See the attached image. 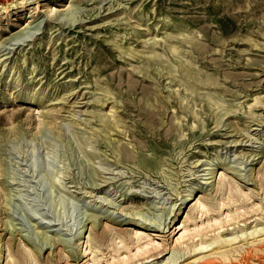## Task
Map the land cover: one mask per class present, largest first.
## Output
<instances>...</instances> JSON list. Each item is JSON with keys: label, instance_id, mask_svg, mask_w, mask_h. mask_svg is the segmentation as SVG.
Instances as JSON below:
<instances>
[{"label": "rangeland", "instance_id": "374dc122", "mask_svg": "<svg viewBox=\"0 0 264 264\" xmlns=\"http://www.w3.org/2000/svg\"><path fill=\"white\" fill-rule=\"evenodd\" d=\"M69 1L0 0V54L7 56L2 62L0 55V103L19 100L17 89L34 94L40 88L47 96L38 110L23 100L14 109L0 107V181L9 189L0 199L1 220L34 241L40 264H87L90 255L78 249L90 214L123 231L136 227L126 207H138L146 220L141 234L161 243L150 252L164 249L145 264H165L179 234L173 223L183 219V200L194 188L226 202L188 220L189 227L202 226L195 239L234 233L239 237L232 247H248L244 230L264 226V181H258L264 177V0H74L76 7L64 10L79 17L72 24L71 13L48 15L43 6ZM36 4L42 10L31 17ZM187 37L194 38L184 42ZM171 46L186 50L180 57L189 55L188 69L170 62ZM149 57L152 62H144ZM159 61L174 68L158 72ZM186 74L194 94L179 82ZM182 97L183 104L195 101L191 109L179 105ZM191 110L199 111L195 119ZM114 145L132 154L117 159ZM218 163L231 167L224 170L226 178L242 190L233 203L226 189L216 190L219 170L210 172ZM169 211V217L175 214L168 231L151 226ZM39 231L68 241L73 253L53 257L52 247L36 244ZM145 256L114 264H142ZM106 258L108 253L103 264Z\"/></svg>", "mask_w": 264, "mask_h": 264}, {"label": "bare ground", "instance_id": "6f19581e", "mask_svg": "<svg viewBox=\"0 0 264 264\" xmlns=\"http://www.w3.org/2000/svg\"><path fill=\"white\" fill-rule=\"evenodd\" d=\"M93 1H96V0H93ZM77 4L78 3L74 2V0H70L68 4L62 3L61 7H57L55 5L53 6V5H50L48 3L47 4L43 3V6L45 5V7H46L45 12L48 15H52V14L57 13V12L59 14L65 12L64 14H66V15L71 13L72 14L71 18L72 19H71L70 23L72 24L77 19H79V17H77V18L75 17V16H77V14L74 13L75 12L74 10H68V11H64V10L68 6H70L72 8L76 7ZM3 8L5 9L6 19H9V9H7L8 6L3 4ZM40 10H42L41 9V5L40 4H36L33 8L30 9L29 16L32 17V16L36 15V13L38 11H40ZM123 12H125V11H123ZM136 12H138V11H136ZM136 12H134V13H136ZM151 12H153V11H151ZM135 15H133V16L135 17ZM149 15H151V14H149ZM152 16H154L153 13H152ZM0 17H1V15H0ZM137 17H138V15H137ZM146 17H148V16L146 15ZM129 19H131V18L129 17ZM138 19H141V18L138 17ZM136 20H137V18H136ZM175 21L172 20V22H175ZM119 24H121V23H119ZM37 26H38V23H37V25L35 24V27H37ZM180 26H182V25L180 24ZM177 27H178V25H177ZM28 29H30L29 28V23L23 29V32H25V31L27 32ZM180 29H181V27H180ZM171 32H172V30H171ZM114 33H115V31H114ZM139 33H140V31H139ZM173 33H175V32H173ZM126 34H127V32H126ZM189 35L190 34H188V36ZM193 38L194 37H187V38H184L183 41L190 43V40H192ZM144 39H145V37H144ZM166 40H168V39H166ZM170 41H171V39H170ZM47 42H49V41H47ZM191 50H192V48H191ZM63 51H65V50H63ZM125 52H132L134 54H138V52L136 50L132 49V48H126ZM168 52H169L168 59L170 60L171 63H176L177 67L182 65L183 68H187L188 69V62H186V60L190 59L189 55H187L188 58L186 60H182L181 57H180V56H185L187 54L185 49L182 51V53H179L177 47L171 46V50H169ZM0 55L3 56V53L0 54ZM174 58H178V59H174ZM6 59H7V56H5V57L3 56V58H1L2 62L5 61ZM195 60H196V58H195ZM94 61H95V59H94ZM144 62L151 63L152 62L151 57L146 58ZM23 64H24V62H23ZM157 64H158V66H157L156 71H158V72L161 69H166L167 71L170 72L171 68H174V67H170L169 63L167 61L166 62L165 61H159ZM143 66H144V64H143ZM99 67H100V65H99ZM35 68L36 67L33 65L32 68H31V72H34ZM103 71H105V70H103ZM36 74H38V73H36ZM188 74H189V72H188ZM92 76H93V74H92ZM185 79H183V78L179 79V82L185 86V89L189 90L190 92H192L194 94L195 90L191 86L190 82L187 80V79H190L189 75L186 74L185 75ZM196 79H198L197 81H199V83H204V84L206 83L205 80H201V78H199V77H197ZM65 82H67V81H65ZM11 87H14V86H11ZM5 89L7 91L11 90V88H9L8 85H5ZM24 89L23 90L17 89V92L15 94L14 99H16L17 96H18L20 98L19 100L27 101L26 103L32 102L33 104H31V105L36 106L35 109H37V110L40 107H42V103L44 101V100H42V97L45 94V93L43 94V91H41L42 89H40V88L37 89V90L35 89L36 91H35L34 94L28 93V91L30 89L27 90V91H26V89L25 90ZM205 90H206V88H205ZM66 91H67V89H66ZM53 92H54V90H53ZM60 92H62V91H60ZM44 97H45V95H44ZM214 98L215 97H211L210 96V99H214ZM19 100H14V101H12V103H8L6 100H2L1 103H0V107L2 108V107L5 106V107H9L10 109H14V106L16 105L15 103H18ZM183 100H184V97H182L180 99L179 105L182 108H185V109H191L190 105H193V103L195 102L194 100H190V101H187V102H185L183 104ZM208 101H210V100H208ZM206 106L208 108L212 107L211 103H206ZM50 108L53 109V107H50ZM192 109H194V108H192ZM191 113L193 115V119H195V117H197L199 115V111L197 112L195 110H191ZM72 115H75V114H72ZM53 120H54V118L51 117L50 120H49V123H52ZM248 120H249V118H248ZM8 121H9V123H12V124L14 123V119L13 118L9 119ZM113 121H115V120L113 119ZM39 122H40L39 120H35V125H38ZM13 128H14V126L10 125V126H8L7 129L10 130V129H13ZM125 133H126V131H125ZM123 137H126V136H123ZM109 138L107 140L110 143L114 142L113 140H111ZM236 144H237V141H236ZM111 148H112L111 152L113 154H115V157L117 159H125V158H127L129 156V152L130 151L128 150L129 151L128 152L127 150H125V148H123L120 145H114ZM130 154H132V153L130 152ZM216 166H219V167L218 168H214L210 172V173H212V172L218 173V170H219L218 182H217L216 190L226 189L225 198L228 200V203H233L236 200H238V198L241 197V195H243L242 190L240 189V187L238 186V184L236 182L228 180V178H226V173H225L224 170L231 168L229 165H227L226 163H218V165H216ZM263 167H264V165H263ZM258 173H260V172H258ZM258 181H260V183H261V181H264V177L262 178L260 176L258 178ZM207 183H209V182H207ZM7 187H8L7 182H3L2 183L0 181V199L3 198V200H4L5 197L7 196L8 191H9V189ZM210 194H211V192L210 193H206L204 190L196 191L194 188L189 189L185 199L183 200V203H186L185 207H184V209L182 211V214H181V216L184 214L183 219L182 220H180V219L176 220V222L173 223V224H175V228L173 229V231L176 230V233L179 231V234L176 236V238L174 240V244H173L176 249L172 248L171 254L168 255L165 259H163L165 264H175V262L182 256H184V257L182 258V260H179V262L177 264H250V262L253 261V260H257L253 264H264V226H262V227L254 226L252 229H247L246 228L244 230L245 236L242 238V240L246 241L247 244H250L248 247H243L241 244H238V245L232 247V244L235 243L234 241L239 237V234H234V233L231 234V235L226 236L224 234L221 235L219 233V231H217L212 236H210L208 239H205V238H201V239L200 238H198V239L196 238L195 239L196 235L199 234L202 231V226H201V224L200 225L196 224V225H194L192 227H189L188 220H190L192 217H194V215L196 213L202 214L204 212L210 211L211 209H215L216 207L220 209L226 203V202H224V199H220V198H217V197L214 198ZM212 198H214V200H215L214 202H212ZM137 208L138 207H128V208L126 207V209L128 211L125 212V215L126 214L128 215L126 217H128L129 221H131L132 223H135L136 227H133L131 229L126 228L123 231H120V230L116 229L114 226H112L110 224H107V222L106 221L104 222L99 215L90 214V216L88 217V222L85 223L83 229L80 231L81 235L79 237L80 238V242H79V249H78L79 254H81L82 256L90 255V257L88 259H86L87 260V264H103V262L101 260V257H104V255H106L107 253H108V258H106V263L105 264H114V263H117V262H124L128 258H132V257H136V256H140V255L146 254V256L144 258L139 259V260H144V259L153 257L155 255L159 256V254L164 251V249H160L157 252H153V253L150 252V250L152 248H158L159 246H161V243L158 242V241L156 242L153 237H151V236H149L147 234H145V235L141 234V228L144 227L143 224H146V220L145 219L143 220L139 216L140 212H139V209H137ZM236 208H238V207L236 206ZM1 210H2V208L0 207V214H1ZM170 212L171 211L168 212V215L165 214V216L163 218L161 217L158 223H156V222L154 224L152 223L151 226L155 227V229L158 230V231H168L170 227L167 229L166 226L169 225V223L171 221V217L175 214L174 213L171 217H169ZM230 216H231L230 213L226 214L227 218H229ZM168 217H169V219H168ZM140 218H141L142 221L138 220ZM230 218H233V217H230ZM167 219H168V221H167ZM213 220H214L215 224L218 225V227H222L223 224H220V220L219 219H216L214 217ZM155 221H158V220L156 219ZM147 223H149V222L147 221ZM0 225H5L4 232H0V262L1 263L3 262V258H5V263L4 264H40V261H39V259L37 257V253H36V250L38 248L34 244L33 240H31L26 234H20L21 230L13 222H11V221L4 222L3 220H1V216H0ZM100 228H101V231H99ZM239 229H242V228L239 227ZM6 233L9 234L7 237H6ZM37 234H38L37 235L38 243H36V244L40 248H42V247H44L46 245H47V247H52L51 254L53 255V257L54 256L55 257L59 256V258H63L65 256L68 257V256H70L73 253L72 250H73L74 247L69 246L70 244L68 245L66 243L68 241H62L59 238H54L51 235L47 234L46 231H39V232H37ZM246 236H248V237L251 236V237L248 238ZM259 236H263V237H259ZM186 240H188V241H186ZM239 241H241V240L238 239V242ZM101 246H104L107 250L106 251H102L100 249ZM226 246H229V247L225 248ZM132 247L135 249L134 251H132ZM122 250H125L128 253L127 254H122ZM194 250H199V251L197 253L193 254ZM260 251L263 252V253L259 254ZM4 253H5V257H4ZM236 253H237V255H236ZM185 255H187V256H185ZM161 261H162V259H161ZM146 262H147V260H144L142 264H145Z\"/></svg>", "mask_w": 264, "mask_h": 264}]
</instances>
